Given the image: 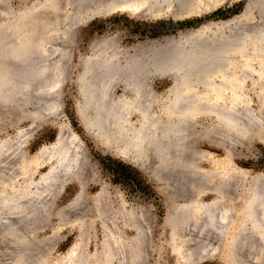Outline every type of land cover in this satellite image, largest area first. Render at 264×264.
I'll return each instance as SVG.
<instances>
[{
	"label": "bare ground",
	"instance_id": "6f19581e",
	"mask_svg": "<svg viewBox=\"0 0 264 264\" xmlns=\"http://www.w3.org/2000/svg\"><path fill=\"white\" fill-rule=\"evenodd\" d=\"M48 1L49 7L41 5L42 9L38 11L27 10L26 7L20 14L19 12L16 14L14 9L16 20L6 21L8 24L11 22L14 24L12 26L14 28L9 26L12 29L11 33L9 32V39L13 37L14 40H11L10 44L7 37L4 40L0 37L2 41L10 44L7 46L8 56L4 50V55L1 53L7 57H4L2 61L4 63L0 64V105L16 109V121L26 116L34 121L48 119L60 106L57 93L65 79L66 70L62 68L60 62L68 51L58 48L57 43H60L61 38L56 43L58 47H54L52 36L50 37L46 32L47 25L53 26L46 18L58 4L50 3L55 0ZM203 1L205 0H77V5L79 7L87 3H95L100 7L104 5L100 11L94 12L95 14L121 11L139 18L157 19L172 16L179 19L198 15L204 10L202 5L199 7ZM252 2L255 6H261L264 11V0ZM249 7L234 19L215 22L197 30L194 36L152 42L149 45L153 47L150 48L151 52L141 53L137 50L134 54L126 56L123 63H121L122 51H111L113 46H110L109 41L103 40V44L95 45L93 53L91 52L92 54L83 60L81 72L77 77L80 97L76 102V109L84 129L99 145L116 151L124 158L132 157L140 167L145 166V163L152 158L157 164L156 173L161 169L178 168L183 172L191 173L197 182L203 177L209 186L200 188L199 184L195 185L194 190L199 196L210 190L215 192L219 199L227 198L229 181L215 179L213 181L206 178H209L210 172L199 168L197 161L208 159L216 164V160L214 156L199 151L197 145L200 140L218 144L226 151L221 161L227 162L230 161L231 148L234 144L256 134L259 129L264 132V127H261L255 113L244 112L248 110L246 106L248 101L244 94L247 81L252 80L254 85H260L259 91L263 98L261 100L264 102V64L261 62L264 58V21L247 29L246 26L253 19ZM64 22L66 21L63 20V25ZM36 25L43 28L46 26L47 30L44 31L47 34L40 32V36L35 39L33 35ZM165 44L167 46L165 50L156 49ZM5 58H9L13 63H6ZM66 61L68 60L66 59L64 63ZM254 61H257L258 65H253ZM157 75L172 79V84L163 97H157L151 91H147L151 79ZM118 83L123 84L130 91V96H113L112 87ZM157 107L160 108L159 111ZM132 115H136V122L131 120ZM205 119H212V122L205 124L202 121ZM22 131L19 130L16 136L0 139V231L2 230L4 236L17 235L18 239L25 234H19L20 231L18 232L16 227L11 226L9 229L6 227L10 222H18L21 216L16 214L15 216L19 218L13 219L8 215L12 213L19 215L24 207L22 204L26 203L31 204V211L37 214L38 218L49 214L60 188L70 178H76L83 164H80V152L77 153L78 143L73 138V134L66 136L67 132L63 126L59 127L60 133L56 142L51 146H42L33 156H27L28 154L25 155L22 151L24 142L22 137L26 133L24 131L23 134ZM259 140L264 144V133L259 135ZM12 145L15 147L12 148ZM192 151L195 157L190 156ZM14 158L17 162L13 164ZM43 166L48 167L47 171L37 174ZM143 170L146 171L145 168ZM21 178L22 185L17 183ZM157 183L159 184L158 181ZM251 185L241 206L235 211L239 215V220L235 223L232 221L225 223L226 220L221 221L217 218L219 215L224 217L230 213L227 209V212L223 211L229 201L226 205L223 204V200L217 199L202 204L195 200L186 202L184 199L186 203L175 205V208L192 209L198 215L199 213L205 215L206 224L215 229L216 233L224 235L226 249L232 246L236 235L242 234L241 232L244 234V231L248 230L247 228L244 230L245 225L253 231L257 230L256 235L263 239L264 174L254 176ZM82 198L83 191H80L67 207L58 210L61 221L66 222V212L79 206ZM257 211L262 215L261 220L257 219L256 215L259 214ZM83 217L85 216H78L74 221L75 225L82 226ZM255 222L258 223L257 226L254 225ZM110 237H113L112 242L108 239L104 246L105 264H112L113 249L116 248L111 247H114L115 243V247L118 245L123 248L122 246L126 245L117 232ZM73 249L74 247L70 249V253ZM234 259H224V262L235 264ZM74 264H85L84 255H80L79 260Z\"/></svg>",
	"mask_w": 264,
	"mask_h": 264
},
{
	"label": "rangeland",
	"instance_id": "374dc122",
	"mask_svg": "<svg viewBox=\"0 0 264 264\" xmlns=\"http://www.w3.org/2000/svg\"><path fill=\"white\" fill-rule=\"evenodd\" d=\"M69 1V3L67 0L50 2L51 4L58 3V8L54 6L55 8L46 18L53 25L46 24L48 31L45 29L46 26L43 28L36 25V29L33 27L34 25L31 26L35 30L40 28L37 32L34 30V38H38L40 32L44 34L46 31L50 37L52 36L54 47L59 46L58 48L65 50V52L68 51L66 57L63 58L64 60L61 59L62 62H60L62 68L66 70L64 72L65 79L57 93L60 102L59 109L55 111L56 113H52L53 116L51 114L49 118L47 117L48 119H44L45 122L44 120L34 121L27 116L16 121V109L0 105V139L16 136L19 130H23V134L26 131L27 134L25 133L23 139L21 138L22 141L24 140L22 151L25 155L28 154L27 156H33L42 146H51L55 143L60 133L59 127L63 126L67 132L66 136L73 134V138L78 143L77 153L80 152L82 155H80V164H83L80 166L76 178H70L60 188L49 214L38 218L37 214H33L31 211V204L26 203L22 204L24 206L22 214L12 213L8 215L13 219L21 217L18 219L19 223L10 222L6 229L13 226L18 229V232L20 231L19 234L25 235H22L23 239H18L17 235L7 234L4 236L2 230L0 231V264H74L76 260H79L80 255H84L85 264H105V242L108 239L112 242L113 237L110 236L115 235V232L119 237L121 236L122 241H124L123 244L126 245L125 247L123 245V248L118 245L115 247L116 243L114 245L113 242L114 247L111 248L116 249H113L112 264H225L224 259L228 260L229 258H235V264H264V238L256 235L257 230L253 231L248 225H245L244 230L246 228L248 230H243L244 234L241 232L242 234L236 235L232 241L233 247L230 246L227 247L229 249H226L224 235L216 233L215 229L206 224L205 215L200 213L198 215L192 209L175 208V205L183 204L185 201L189 202V200L204 204L217 199L223 200L225 205L229 201L226 208L223 206V211L227 212V209L230 213L224 217L219 215L217 218L221 221L226 220L225 223L227 221L228 223L230 221L237 222L239 215L235 211L245 199L248 188L252 186V178L264 174V144L259 140V135L264 133L262 129L234 144L231 148L229 162L221 161L226 155L223 147L207 140L198 142L197 149L208 153L211 157L214 156L216 160V164L208 159L197 161L199 168L210 172H208L209 178H206L213 181L214 179L229 181L227 198L219 199L218 195L210 190L200 196L197 195L196 190H194L195 185L199 184L200 188L209 186L203 177L197 182L191 173L186 171L185 173L178 168L161 169L156 173L157 164L152 158L145 163V166L140 167L132 157L124 158L118 155L116 151L99 145L93 136L84 129L76 112V102L80 97L77 77L81 72L82 62L93 53L95 45L103 44V40L104 42L109 41L110 46H113L111 51H122L121 63H123L126 56L134 54L137 50L141 53L151 52L153 47L149 45L152 42H162L167 37L178 35L181 31L193 30L202 23H218L219 21L234 19L243 14L249 6L253 13V19L246 27L247 29L254 27L264 21L262 7L252 4L254 0H205L199 5V7L202 5L204 10L198 15L179 19L172 16L150 19L130 16L121 11L95 14L94 12L100 11L104 5L101 7L98 5V7L95 3H87L85 6L79 7L77 0ZM35 4L36 6H34ZM41 5L49 7V1L0 0L1 39L4 40L7 37V41L11 44V40L14 39L13 37L11 40L9 39L10 30H12L10 27L14 25L12 22L16 20V14L18 12L20 14L26 7L27 10L38 11L40 8L42 9ZM38 6L40 7L38 8ZM66 17L70 19L67 20ZM50 18L52 19L50 20ZM63 20L68 25L70 23V27L66 22L63 25ZM6 21L12 22L8 24ZM62 30L66 34L64 31L62 33ZM53 35L54 38H57L54 39ZM59 38H61L60 41ZM7 41H2L0 46V58L2 57L0 64H3V58L8 56L6 52L7 46L10 44ZM58 41L60 43H57ZM62 42H64L63 46H61ZM161 47L162 45L156 49L163 51L167 48L166 44ZM3 50L7 56H3ZM5 59L6 63H13L9 58ZM66 59L68 60L66 61L67 64L64 63ZM261 62L264 64V58ZM254 64L255 66L258 65L257 61H254ZM120 84L112 87L113 96H130V91L123 84ZM171 84L172 79L170 77L157 75L151 79V85L147 91H151L157 97H163ZM245 88L244 94L246 101H248V104L246 102L248 110H244V112L255 113L254 115L259 119L261 127H264V102L261 100L263 98L259 91L260 85H254L253 81L249 80L246 82ZM159 109L157 107L158 111ZM136 119V115L131 116L133 122H136ZM202 121L206 124L211 123L212 119ZM26 140L28 141L25 143ZM13 147L15 146L12 145ZM190 154V156L195 157L193 151ZM12 162L13 164L16 163V158ZM144 168L146 171L143 170ZM47 169V166H43L37 174L40 175ZM180 172L184 173L183 177ZM211 176L212 178H210ZM152 178H156L159 184ZM22 182V178L17 181L20 185ZM259 182L261 183V181ZM160 187L162 189H159ZM80 191H83L81 204L68 210L67 214L65 213L66 222L61 221L58 210L67 207ZM98 193L100 194L98 195ZM184 199L186 200L183 201ZM78 216H85L82 226L75 225L74 221ZM256 216L258 220H261L262 215L260 213ZM254 225L257 226L258 223L255 222ZM27 233L30 235L28 236ZM72 247L74 249L70 253ZM14 248L16 249L14 250Z\"/></svg>",
	"mask_w": 264,
	"mask_h": 264
},
{
	"label": "water",
	"instance_id": "95a60500",
	"mask_svg": "<svg viewBox=\"0 0 264 264\" xmlns=\"http://www.w3.org/2000/svg\"><path fill=\"white\" fill-rule=\"evenodd\" d=\"M215 23V22H214ZM211 24H213L212 22H207V23H202V24H200L197 28H194L193 30H190V31H188V32H180L178 35H176V36H171V37H167L166 39L167 40H169V39H179V37H181V36H194L196 33V31L197 30H199V29H201V28H203V27H205V26H209V25H211ZM165 39V40H166ZM76 112H77V109H76Z\"/></svg>",
	"mask_w": 264,
	"mask_h": 264
}]
</instances>
